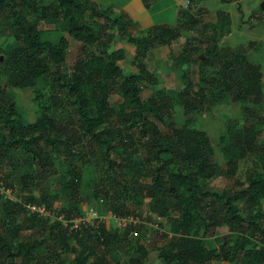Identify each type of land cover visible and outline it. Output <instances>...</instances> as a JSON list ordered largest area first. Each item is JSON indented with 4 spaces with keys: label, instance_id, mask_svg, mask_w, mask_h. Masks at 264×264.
Here are the masks:
<instances>
[{
    "label": "trees",
    "instance_id": "16d2710c",
    "mask_svg": "<svg viewBox=\"0 0 264 264\" xmlns=\"http://www.w3.org/2000/svg\"><path fill=\"white\" fill-rule=\"evenodd\" d=\"M45 1L0 0V166L10 165L0 181L11 187L6 178L21 169L19 189L24 191L58 169L69 193L68 206L61 209L67 214L79 213L84 185L92 196L103 197L114 215L122 213L118 207L132 192L147 193L152 208L170 226V236L157 247L162 264H212L215 258L264 264L259 208L264 200V155L257 153L259 128L241 124L230 132V148L224 151L226 176L237 173L234 152L239 158L256 154L260 164L244 171L241 188L217 190L209 186L220 173L209 136L190 124L224 98L241 103L245 111L264 102L260 65L218 44V35L229 33L228 14L218 12L215 22L202 23L192 36L198 41L186 40L180 55H172L174 65L194 63L198 73L193 80L183 68L182 86L168 93L155 87L158 80L142 60L153 48H171L183 29L200 23L187 10L182 9L175 27L157 25L147 34L133 35L125 14L94 0ZM186 17L187 23L182 20ZM39 19L58 22L66 35L56 42L43 39L36 25ZM115 29L134 46L135 72L124 74L119 64L122 50H110ZM210 29L214 33L207 35ZM67 36L79 43L70 67L65 61ZM144 83L152 89L145 99ZM10 88L30 89L34 106L41 109L35 121L24 123ZM112 94L119 97L117 107L110 102ZM177 107L185 117L181 126L173 119ZM93 157L100 173L97 179H88L84 167ZM21 201L47 202L31 195ZM22 208L21 202L0 196V264H120L108 261L109 255L119 252L127 256L125 264L147 262L149 249L140 236L134 241L129 237L135 228L143 230L144 237V225L127 224L120 233L104 222L67 234L36 215L22 216ZM223 224L230 232L220 248L204 245L203 239ZM70 253L74 258H68Z\"/></svg>",
    "mask_w": 264,
    "mask_h": 264
},
{
    "label": "rangeland",
    "instance_id": "374dc122",
    "mask_svg": "<svg viewBox=\"0 0 264 264\" xmlns=\"http://www.w3.org/2000/svg\"><path fill=\"white\" fill-rule=\"evenodd\" d=\"M55 2V0H46L48 2ZM101 7H111L114 13L125 14L130 23L127 26L128 31L133 35L147 34L149 30L157 25H167L175 27L177 26V18L181 15L182 9L188 11V15H193L195 19H198V25L183 29L180 36L172 43L171 48L167 46H158L149 51L147 58L142 61L146 65L149 71H151L157 78L158 82L155 87L163 88L168 93H174L182 86L181 70L186 68L190 71L193 80H197L198 68L194 63L185 64L183 67H178L172 62V55H180L182 48L185 45L186 40H191L194 43L198 39L192 36L197 34L200 30L201 24L204 22L213 23L218 18V12H224L228 14L229 21L226 23L229 28V35H218L219 45H227L239 54L247 57L250 62L259 64L263 77H262V89L264 93V0H189L187 7H184V3L188 0H94ZM200 10V11H198ZM184 20L186 23L189 20L186 17ZM225 23V20H223ZM37 28L42 34V38L52 42H56L60 35H66V33L60 28L58 22L37 20ZM7 32L13 33V28L7 26ZM115 38L110 47V50L121 49L123 52V58L119 61L120 66L123 68L124 74L132 73L136 71L133 63L134 59V46L128 42L127 37L114 30ZM214 32L212 29L208 31L207 35H211ZM220 34V32H218ZM11 37V36H9ZM6 38V36H5ZM69 40V46L66 52V67H70L75 59L76 51L79 43L67 36ZM3 40V38L1 39ZM12 40H7V43H11ZM199 53L201 51H198ZM140 61V59H139ZM210 71V69H208ZM5 82V78H2V83ZM10 93L15 98L17 106L23 114L24 123H30L35 121L37 117L41 115V109L34 106L31 100V93L29 88L19 89L10 88ZM152 89L147 83H144V90L142 92V98H147ZM119 97L117 94H112L110 102L114 107H117ZM207 103V102H206ZM251 106L245 111L244 106L241 103L235 102L228 98H224L214 104L210 105L201 113L195 116L191 121V125L197 127L200 130L205 131L210 139L211 145L214 150L215 160L220 168V173L217 177L210 181L209 186L212 189L219 190H236L245 185L244 171L251 168L254 163L260 164L258 155L246 154L242 157H237L234 152V156L237 158V173L233 177L226 176V159L224 151L226 148H230L231 136L230 132L235 127L241 124L249 125L256 124L259 131L257 133V153L264 155V123L261 122L264 119V102L261 107ZM173 119L177 126H181L185 117L182 114L180 107L175 108ZM156 123L163 129L165 125L158 120ZM223 137V139H221ZM68 161L67 157L60 156V160ZM91 165L84 167L85 176L88 179H97L99 176L98 170H95L96 158H90ZM72 164L81 166L80 161H71ZM94 167V168H93ZM10 165L6 163L0 166V175H5L10 172ZM93 168V169H92ZM23 170L15 171L11 177L6 179L11 184L15 198L24 200L28 196H34L36 198H46L47 202H41L54 211L61 212L62 208L68 206L69 193L63 186V177L61 172L57 169L56 175L46 177L40 184L37 180L34 181L29 189L21 191L19 189L20 181L19 177ZM128 176V175H127ZM86 182V181H85ZM10 186V185H9ZM99 196L95 197L90 194V190L87 185H84L81 190V198L79 199L78 208L79 213L89 211L91 208L97 213L105 217V224L107 228H117L120 233L124 231L125 226L123 221L118 220L119 217L132 218L136 220L138 224L147 227L145 236L143 237L138 228L130 230L129 237L133 241L136 237L140 236L141 242L149 249V254L146 264H162V260L158 257L157 247L163 245L166 242L167 236H170V226L165 218L152 208L150 203L151 197L147 193L132 192L131 197L127 201H123L120 205L119 211L121 214H113L109 209L105 199ZM102 199V200H101ZM259 208L263 213L264 222V200L259 204ZM64 212V211H62ZM115 217H113L112 215ZM22 216H26L22 213ZM228 227L223 224L215 228L213 234L203 239L204 245L210 248L219 249L223 239L229 235ZM73 246H76L72 240ZM101 247H103L101 245ZM75 254L70 253L68 258H74ZM127 256L122 252L108 256V261L113 263L118 260L120 264H125ZM212 264H241L240 261L229 262L220 258H215Z\"/></svg>",
    "mask_w": 264,
    "mask_h": 264
},
{
    "label": "built area",
    "instance_id": "2783aa9c",
    "mask_svg": "<svg viewBox=\"0 0 264 264\" xmlns=\"http://www.w3.org/2000/svg\"><path fill=\"white\" fill-rule=\"evenodd\" d=\"M188 1L184 3V7H186ZM0 196L3 199H11L13 201H19L22 204L23 213L28 215H36L42 220L46 221L50 225L56 224L61 230L66 232L67 234L76 233L82 231L85 228H96L100 223L105 222V217L99 213H97L92 208L84 213H71L67 214L64 212L54 211L49 208L47 205L43 203H33V202H24L17 198H15V194L13 192V188L10 186H5L0 181ZM112 215V214H111ZM115 217L114 215H112ZM116 218V217H115ZM121 222L123 221V225L127 224H135L137 221L132 218L118 217Z\"/></svg>",
    "mask_w": 264,
    "mask_h": 264
},
{
    "label": "crops",
    "instance_id": "0c3cea01",
    "mask_svg": "<svg viewBox=\"0 0 264 264\" xmlns=\"http://www.w3.org/2000/svg\"><path fill=\"white\" fill-rule=\"evenodd\" d=\"M228 35H229V33H228Z\"/></svg>",
    "mask_w": 264,
    "mask_h": 264
}]
</instances>
